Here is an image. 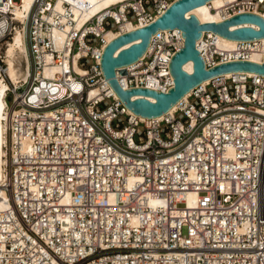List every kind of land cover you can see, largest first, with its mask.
Listing matches in <instances>:
<instances>
[{"label": "built area", "instance_id": "2783aa9c", "mask_svg": "<svg viewBox=\"0 0 264 264\" xmlns=\"http://www.w3.org/2000/svg\"><path fill=\"white\" fill-rule=\"evenodd\" d=\"M97 1L32 0L18 14L21 0H0V264H264V75H214L172 111L141 118L103 75L104 35L147 24L174 0L92 10ZM241 11L264 16V0L227 2L219 20ZM16 30L30 70L13 80L6 48ZM181 31L151 34L124 73L115 69L122 87L167 90ZM219 38L204 29L195 42L206 66L264 59L263 37L228 48Z\"/></svg>", "mask_w": 264, "mask_h": 264}, {"label": "water", "instance_id": "95a60500", "mask_svg": "<svg viewBox=\"0 0 264 264\" xmlns=\"http://www.w3.org/2000/svg\"><path fill=\"white\" fill-rule=\"evenodd\" d=\"M208 1L174 0L154 20L118 34L104 46L100 58L103 75L119 99L134 113L148 118L166 113L191 88L217 74L243 70L264 75V59L262 62L233 59L206 66L195 44L204 29L231 39L264 38V16L253 11H241L222 20L206 22H201L194 13H189L186 17V11L190 8ZM253 24L258 28L253 27ZM229 26L235 27L230 29ZM173 27L180 28L184 37L183 45L172 54L168 63L173 84L165 91L148 86L123 88L116 77L115 69L118 68L120 73H124V67L136 61L146 50L151 34L161 28ZM187 60H192L191 71L183 67Z\"/></svg>", "mask_w": 264, "mask_h": 264}, {"label": "bare ground", "instance_id": "6f19581e", "mask_svg": "<svg viewBox=\"0 0 264 264\" xmlns=\"http://www.w3.org/2000/svg\"><path fill=\"white\" fill-rule=\"evenodd\" d=\"M112 1H116V0H98L96 4L93 6L92 10H95L98 7L104 4H107L109 2H112ZM230 1L232 0H209L208 2L199 4L197 6L190 8L188 11H186V15H187L186 17L189 16L188 15L189 13H194L201 22L219 20L222 17L221 9L224 7V4ZM31 3H32V0H21L20 4L19 2H16L15 3L16 12L19 14L22 10L28 9ZM210 6H212L214 10L210 9ZM123 28L124 30L131 29L133 28V25L126 23L123 26ZM115 35H116L115 31L109 30L105 33L104 36L106 40H111ZM199 38L197 39L198 41H199ZM217 41H218V45L222 47H226V48L230 47L233 43V39L228 38V37L226 38L225 36H222V35H220V38ZM251 58L259 59L260 57L257 53H253L251 54ZM6 61H7V72L10 78H12L13 80H17L18 77L26 78L30 70V62H29V58L27 54V46H26V43L23 37V33L20 30H16L13 34V38L9 39L7 42ZM183 67L187 71H191L192 70V60H187L186 62H184ZM249 72H252V71H249ZM118 74H120L119 71H118ZM206 80L207 79L203 80L201 84H203ZM6 87H7L6 82H4L0 78V181L4 178V175H5L3 164L6 162V159L4 157L5 149L3 148V142L5 141L4 122L2 120V118H5L7 116L5 109H4L5 102H4V99L2 98V94ZM96 90L97 88L95 87L93 88L92 92H95ZM187 93H185L183 97ZM136 96H140V95H136ZM148 98L155 100L153 97H148ZM174 106L175 104H173L169 108L168 111H172ZM129 110L133 112L131 109ZM139 116L141 118H144L141 115ZM7 199H8V194L5 191L4 187L1 186V182H0V208L8 204Z\"/></svg>", "mask_w": 264, "mask_h": 264}, {"label": "rangeland", "instance_id": "374dc122", "mask_svg": "<svg viewBox=\"0 0 264 264\" xmlns=\"http://www.w3.org/2000/svg\"><path fill=\"white\" fill-rule=\"evenodd\" d=\"M5 100L8 104L11 103V100H12V92H8L7 93V96L5 97Z\"/></svg>", "mask_w": 264, "mask_h": 264}]
</instances>
